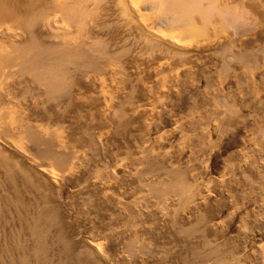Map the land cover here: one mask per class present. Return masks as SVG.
<instances>
[{
    "label": "bare ground",
    "instance_id": "6f19581e",
    "mask_svg": "<svg viewBox=\"0 0 264 264\" xmlns=\"http://www.w3.org/2000/svg\"><path fill=\"white\" fill-rule=\"evenodd\" d=\"M123 8L126 11V7ZM65 37L62 38L65 40ZM64 40H60L61 45L57 44L60 46L59 48L55 47L49 52L46 49L47 55L43 53L44 56L34 58H31L32 55H30V57H27L28 60H26L27 58L24 60L29 63L28 69L38 71L35 75L36 81L44 86V88H41L44 92L58 95L62 92L59 97L53 99L51 96L47 100L42 99V93H30L28 79L13 78L11 82L10 79L13 74L11 70L13 67L15 68V64L14 61H10L15 59L14 53L12 51L10 53L9 49L6 50L5 46L0 44V264H102L91 252L93 249H98L95 239L90 238L89 240L88 238L87 243L73 237V235L77 236L78 233H84L83 229L94 231L99 218L102 220L100 216L107 219L108 228L117 226L116 229L112 227V230L108 231L109 233L107 230L110 229L106 227L107 233L106 235L103 234L105 236L104 240L108 239V247L106 246V248L110 247L117 252V258L112 255L113 259L108 260V258L105 260L107 264H264V82L261 81L264 79V70L255 68L257 71L249 70L247 73L241 71L237 75L229 76L231 69L224 62L227 55L225 50L228 49L226 48L223 52H220L219 56H215L219 58L220 62L214 64L217 63V66L218 63L222 64L221 67H218L223 70V73L227 74L226 78L230 79V82L226 84L229 85H225V87L233 88L232 91H227V88L226 90L225 87H222L227 91L222 92L221 87L216 88L218 86L215 84V78L219 77L208 75V79L211 76L215 80L214 82L212 79V81H208V84H210L209 82L215 84H212L213 87L215 86V90H213V87L210 89L208 86L212 91H204L205 94H201L198 87H194L192 84L188 86V83H186L188 84L187 90H179L181 87V85H178L180 80H177L179 75H173L172 70H174V67L170 63L169 67L172 65L173 69L169 70L171 73L167 71L168 61L165 63L164 59L166 65L162 64L161 61L162 63L153 69L152 73L154 74H150L153 75V78H157L155 87H151L149 84V86H142L143 95L151 103L147 104V101L144 105H141V103L138 106L133 104L134 102L131 101L134 99L131 96L133 93L130 94L133 89L131 90L129 86L131 84L127 83L125 78L120 79L124 77V75L121 77V74H124L121 73L122 70L118 72L119 74L116 70L115 73L120 78H118L119 80L116 79L114 87H112L117 91V101L111 105L108 97L101 91H95V96L85 99L70 84L63 83V76L67 69L69 70L68 64L72 61H78L77 59L81 57L80 51L77 52L75 48L73 49V46H69V42L65 44ZM190 43L188 46L191 49L187 50V54L190 56H192V53H204L210 49V45L195 43L191 47ZM179 45L182 44L179 43ZM12 53L13 55H11ZM22 53L24 54V52ZM23 54L22 57L24 58ZM189 55H187L188 58H190ZM230 55L233 57L235 54L232 52ZM245 55L244 58L247 57ZM26 56L28 55L26 54ZM215 57H213L214 60ZM190 59L188 60L192 63L193 60ZM83 63L86 69L93 70L94 68L95 70L96 65L93 62L86 61ZM187 64L190 66L189 63ZM84 67L82 66L80 69L82 70ZM186 68L187 71L185 70L184 75L186 73L188 75L189 71L192 70L191 67L188 69L189 67L186 66ZM135 70L137 71V69ZM176 70L174 71L177 72ZM197 70L200 71V69ZM215 70L218 71V68H215ZM247 70L246 68L245 71ZM164 71L169 72L171 75L166 74L165 76ZM215 72L213 75H217L218 72ZM192 73L193 71L190 74ZM202 73L205 74L204 71ZM112 75L114 76L112 77ZM189 76L191 75L186 77L189 78ZM109 77L115 79L116 75L109 74ZM254 77L259 78V82H262V84L254 81ZM190 78L189 81L191 82L192 78ZM121 80L122 82L125 81V84ZM90 87L93 89L98 88ZM208 87H206V90H208ZM203 88L205 89V87ZM18 91L24 96L21 101L15 95V92ZM27 93L30 94L27 95ZM197 93L199 99L197 103H194L196 99L194 96L197 97V95H193L194 100H192L190 94ZM168 94L179 97L178 103L183 100L187 102L186 104L194 107L190 109L191 111L188 110L190 112L187 113L190 114L189 116L187 114L188 118L186 120L184 119L186 121L184 126H176L177 128L173 130L171 128L172 132L174 131L173 137L177 142V149L174 152L180 154H176L177 158L185 154L184 149L187 144L197 148L195 151H191L187 147L191 151V153L188 152L190 155L187 154L189 156V158H186L187 162L189 159L192 162L198 153L201 155L202 152L203 156L204 152H208L209 146L213 149L214 145L217 146V140L222 142L225 150L228 148H236V150L234 149L235 151L231 152L233 150L231 149L230 154L227 153L228 150L226 151L229 157L223 156L228 161L223 160L225 163L221 164V160L219 163L221 166L217 163L219 169L217 166L211 165L212 160L210 161L209 164L215 167L214 170L218 169V172L214 171L218 175L217 177L216 175L212 176L211 174L214 172H210L211 177L215 176V178L210 177L209 182L210 179L212 180L209 183L207 178L204 181L202 177L205 176L203 174L206 169L204 168L205 170H202L203 174H200L201 172H195L194 166L209 162L207 155L210 154L212 149L207 155L204 153L207 159L202 158V156L199 158L206 160L205 162L203 160H200L203 161L202 163L192 162H197L196 165L187 164L186 162L184 166H181L183 163H178L177 166L174 163L176 162L173 159L174 154H171L170 150L164 151L168 148L163 150L160 148L159 145L162 146L163 141L159 139L158 135L159 141L156 144L161 151L155 150L154 144H150V142L148 145H140V147L134 148V153L132 149L129 152L133 153V157L128 156L131 159L126 161L128 164L126 167L130 168L127 170L128 173L123 174L124 176L119 174L121 179L118 180L120 181H116L118 177L111 178L112 181L109 180L112 176L109 177L108 174L104 173V169L102 173V169L98 168L99 171L94 167L93 164L95 163L92 161L95 159L91 157L93 155L88 156V152L83 149V146L85 144L90 146L91 141H96L97 138L99 141H105L106 145L110 144L107 141L113 138L117 139L121 127L125 126L128 120L130 122L131 119L136 118L138 121V119L140 120L148 115L151 121L157 110L160 117L167 118L168 111L165 112V106L168 101L165 102L162 99H165ZM170 102L172 101L170 100ZM175 102L177 104L176 100ZM115 108H119L120 111L118 117H115L117 120L110 121H113L111 124L116 127L110 126L114 128V133L110 134L102 128L105 132L101 130L102 132L98 133L96 139L93 138L91 131L95 126L111 125L108 124V118L112 114L110 113L111 109L114 110ZM199 108H202V111L198 110ZM80 110H87L86 112L89 111L90 113L88 112V115L82 116L80 114L83 113H80ZM91 110H94V113ZM36 115L53 122L56 129H52L54 124L51 127L52 130L48 128L47 119V123H42V120L38 121L39 119L36 120L38 118ZM71 118H74V121L71 122L72 128L68 132L61 133L59 131L63 129L61 122L71 121ZM150 121L145 119L139 122L143 123V127L149 131L154 126ZM130 125L132 126L133 123ZM209 126L212 128L211 131L215 133L212 132L214 139L217 136L216 144H213V146L210 144L215 142H212V138L208 137L211 128L206 129ZM101 127L96 128L101 129ZM135 127L131 128L135 129ZM106 128L108 130L107 126ZM137 129L135 132H137ZM184 129L187 130V134L191 133V135L188 134V136L182 133ZM155 131L157 132V129ZM16 133L23 138L22 144L13 137ZM152 133L154 134L153 131ZM143 134L145 133L143 132ZM124 135H127V133L125 132ZM127 136H124V138ZM137 137L136 139H139V136ZM170 138H172V135ZM130 139L127 138V140ZM163 139L165 138L163 137ZM174 139L173 144L170 145H174ZM207 139H210L209 142ZM120 140L122 141V139ZM146 140L148 139L146 138ZM151 140L153 141V139ZM132 141L135 140L132 139ZM143 142L145 143V140ZM135 144H133V147H135ZM191 145L190 147H192ZM13 154L19 156L23 166L17 167L15 165L12 161ZM31 154H34L35 157H32ZM185 155L183 157H187ZM36 156L39 159L49 161V164H46L42 159L39 160ZM89 157L91 158L89 159ZM34 158L40 163L44 161L41 164L43 166L40 165L41 167L39 166L40 169L38 170H33L31 162ZM113 159L118 158L113 156ZM179 159H177V162H179ZM125 160H123L124 165ZM123 161L116 162L122 166ZM120 166H116L115 171ZM123 170L126 169L123 168ZM113 180L115 181L113 182ZM124 185H129L131 188ZM121 188V191L124 192L127 188L132 189V193L128 192L129 189L125 192L133 195L130 200L125 199L127 202H124V199L121 201L122 199L120 200L117 196L119 193L117 195L115 193ZM125 195L121 194V196ZM59 198L62 201H59ZM106 221L104 219L101 222ZM80 228H83L82 232H78L81 230ZM102 232L105 233V229Z\"/></svg>",
    "mask_w": 264,
    "mask_h": 264
},
{
    "label": "rangeland",
    "instance_id": "374dc122",
    "mask_svg": "<svg viewBox=\"0 0 264 264\" xmlns=\"http://www.w3.org/2000/svg\"><path fill=\"white\" fill-rule=\"evenodd\" d=\"M55 1H57V2H55ZM176 1L177 2H175L174 0H0V44H3L6 48V50L9 49L10 53L12 51L14 53V55H13V53L11 55H13L15 57L14 60L10 61V62L14 61V64H15V68L13 67L11 70L13 72V74H12V78L10 80L12 82L13 78L14 79H22V80L28 79V81H29L28 89L31 90L30 93H38V92L42 93V99H44V100L51 98V96L54 99L55 97H59L60 95H62V92H61V94L59 93L60 95L55 94V93L52 94L51 92H46V91L44 92L41 89V88H44V86L42 84H39L36 81L35 75L38 71L28 69L29 63H28V61L26 62L24 60L27 57H30V55H32L31 58H34L37 56L40 57V56H44L45 54L47 55L48 52L55 49V47L59 48L60 46H58L57 44L61 45L60 40L61 41L64 40L62 38L63 36L67 37V38L65 37L64 43L66 44V42H69V46L70 45L73 46V49L75 48L77 52L80 51L79 54L81 55V57L79 59H77L78 61H72L70 64H68L69 70L67 69V72L64 75L65 77L63 76V80H62L63 83L70 84L71 87L75 90H78L80 95L85 99L89 98L91 96H95V94H96V93H94L95 91H97V92L101 91L105 96L108 97V100H109L111 105H113L114 102L117 101V91L113 87H114L116 79L119 80L118 78H120V77H118L119 76L118 72H120L121 70L123 71V72L121 71V73H124V74L120 73L121 77L123 75H124V77H122L120 79L123 80V78H125V79H127L126 80L127 83L134 85V86H131V85H129V86H130L131 90L133 89V91L130 90L131 91L130 94L133 93V95H131V96L134 98L133 99L131 97L133 99L131 101H132V103L134 102L133 104H135L136 106H138L141 103H142L141 105H144V103H146L147 101H148L147 104L151 103L149 100H146L145 96L143 95V87H144V85L147 86L148 84L151 87L152 86L155 87L154 85H156L155 83H157V82H155L157 80V78H155V77L153 78V75H150V74H154V73H152L153 69L156 68L157 65H160L162 62H163L162 64H165L168 61L167 65H168L169 69L166 66L167 71L172 70L173 67H174V70L177 69L176 70L177 72L172 70V73H173V75L174 74L179 75L178 79H177V80H180L178 85L179 86L181 85L179 90H185L188 84H189L188 86H191V84H192V85H194V87L195 86L198 87L199 93H201V94H205V92L212 91V90H210L211 87H213L212 84L213 85L216 84V86H218L216 88L221 87L220 89L222 92L223 91L225 92L227 89H228L227 91H232L233 88L231 89L230 87H228V88L225 87V85L230 82V79L226 78L227 74L222 72L223 70H221V68H220L222 66V64L218 63L219 64L218 66H220V67L217 66V63L214 64L215 62H218V61L220 62L219 58L215 57V56H219L220 52H223V50L226 48H228V49L225 50L227 55L225 57L226 59H224V62H226L225 64L228 65L227 67L231 69V70L229 69L231 71V73H229V76L237 75V73H240L241 71L247 73L249 70H251V71H253V70H255V71L264 70V52H263V50H264V0H260V1L259 0H176ZM179 2H180V4H179ZM123 7H126L125 8L126 11L123 10L124 9ZM179 43H181L182 45L180 46ZM189 43H190L191 47H193L195 45V43H202V44L210 45V49H208V51L204 52V53H192V56L194 54H195V56L197 55V57H195V56L192 57L189 54H187V50L189 49V46H188ZM213 43H214V45H213ZM62 44H63V42H62ZM180 47H182V48H180ZM46 49L48 52H46ZM227 50L230 52H228ZM253 51L254 52L256 51V52L254 53ZM22 52H24V54L25 55L27 54L28 56L25 57V55ZM232 52L235 54L233 57H232V55H230ZM248 52L250 55L248 54ZM43 53H45V54H43ZM20 54H21V56H19ZM22 54H23L24 58L22 57ZM17 55L20 58H18ZM187 55H189L190 58L192 57L191 59L193 60V62H192L193 64L190 63V61L188 60L190 58H188ZM244 55L247 57L244 58ZM185 56H187V57H185ZM181 57H184V58L182 59ZM194 57H195V59H194ZM213 57H215L216 59L214 60ZM164 59H165V63L163 61ZM16 60H18V61H16ZM26 60H28V58ZM86 61L93 62L96 65L95 70H94V68H93V70L86 69L84 67L85 64L83 63ZM186 62L189 63L190 66ZM194 62L197 63L198 66H196L197 64H195ZM169 63L172 64L173 67H172V65H170V67H169ZM98 65H101V66H98ZM82 66L85 69L83 68L81 70L80 68H82ZM186 66L189 67L188 69H190V67H191L192 70L189 71L190 73L193 71L192 74L188 73V75L194 76V77L189 76V78L191 77L193 79L192 80L190 78L191 82L189 81V78H187L188 77L187 73L184 75L185 70L187 71V68L185 69ZM251 66H253V67H251ZM74 67H77L78 70H77V68H74ZM201 68H202V70H201ZM215 68H218V71L219 70L220 71L219 72L216 71ZM246 68L248 69L247 71H245ZM251 68H253V69H251ZM98 69L99 70L102 69V70L99 72ZM135 69H137L138 72ZM195 69H196V71H195ZM197 69H200V71ZM116 70H117L118 74L115 73ZM147 71H148V73H147ZM167 71H164L165 76H166V74L171 75L170 74L171 71H169L170 73ZM179 71L181 72V74L183 73V75H181ZM203 71L205 72L206 76H204L205 74L202 73ZM206 71L208 74L206 73ZM215 71L219 73V74L217 73L218 76L216 74H215L216 76L213 75ZM133 72H134V74H133ZM198 72H199V74H198ZM200 73L202 76L200 75ZM109 74H115L116 75L115 79L112 78L114 75H112V77H109ZM125 74H127V76H125ZM195 74H197V75H195ZM169 75H167V76H169ZM208 75H212L214 77H219V78H215L216 79V81H215L214 79H212L211 76H210V79H208L209 78ZM219 75H221V76H219ZM163 76H164V74H163ZM64 78H65V80H64ZM128 78H130V79H128ZM180 78L182 79V81L184 80L183 83H182ZM198 78H199V80H198ZM205 78L207 79V81ZM203 79L205 82L203 81ZM211 79L213 80V82L215 81L216 83L214 84L212 82H209L210 84H208V81H212ZM219 79H220V81H218ZM227 79H229V81H227ZM122 80H121V82H122ZM6 81H9V80H6ZM254 81L259 82L260 80H259V78L257 79V77L256 78L254 77ZM261 81L264 82V79ZM124 82L125 81H123L122 83H124ZM186 83H188V84H186ZM259 83L262 84V82H259ZM206 84H207V86H206ZM217 84H219V85H217ZM139 85H140V88H139ZM228 85H226V86H228ZM90 86H93L94 88H96V87H98V88L93 89ZM202 86L205 87V89ZM208 86L210 87V89ZM206 87H208L207 88L208 90H206ZM222 87H225V89L226 88L227 89L224 90V88L222 89ZM229 88H230V90H229ZM213 90H215V86L213 87ZM137 91H138V94H137ZM19 92L20 91L15 92V95L18 96L17 99H19V101H21V99L22 100L24 99L23 98L24 96L22 95V93H19ZM30 93H27V95H29ZM21 95H22V97H21ZM193 95H197V97L194 96L196 98L195 100L193 99L194 98ZM190 96H191V99L194 100V103H197V100L199 99L198 93L197 94H190ZM135 97L136 98L138 97V98L136 99ZM168 98L172 102H170V100ZM178 99H179V97L175 96L174 94H172V96H171V94L170 95L168 94V96L165 97V99L164 98L162 99L165 102L168 101L167 102L168 104L165 106V112L168 111L167 114L169 115V116L167 115V118H164L163 116L160 117V114L157 112L158 110L155 113L156 116L153 114L154 117L152 116L151 121H150V116L146 115L148 118L146 116H144V118L147 121H150L151 124H154V126L157 125V123H159L157 125L158 128H160L159 130H158V128H156L157 126H155V127L152 126L154 128V130H153V128L151 130L154 132V134L152 133L151 130H149V131L146 130V128H144L142 125L143 123L139 122V121H141V122L144 121L145 120L144 118H141L142 120L138 119V121L136 118L135 119L133 118V120L131 119L130 122L128 119H126V120H128V122L125 126L121 127V129H120L121 131H119L121 134V135L119 134L120 137H118L119 136L118 135L117 139L113 138L112 139L114 141L113 143H112V140L109 139L107 142H109L110 144L106 145L105 141H99V140H97L98 138L96 139V137L98 136V133H100L102 131L105 132V130H106V132H108L110 134L114 133V128H111L110 126H112V127L114 126V124H111V123L114 120H117V118H115V117H118V112L120 111V109L119 108H115L114 110L111 109L110 113H112V114L108 118V121H109L108 124H111V125L105 124V125H101L102 127L101 126H95L91 132H92L93 138L95 137L96 141L95 140L91 141L90 146L87 144H85L86 146L85 145L83 146V149L85 151L87 150L86 152H88L87 153L88 156L90 154L93 155V156H91V155L90 156L94 157V159H95L94 160L92 158V160H94V161L91 160L93 163H95V164H93L94 167L97 168V170H99L98 168H100V170L102 169L101 172L104 169V171H103L104 173L108 174L109 177L112 176L110 178L107 176L109 178V180L112 181V179L118 177L117 180L116 179L115 180L120 181V180H118V179H121V176L119 174L124 176L128 173L127 170L130 169L128 166L126 167V165H128L126 161H130V159L133 157V153L135 150L134 148L140 147V145H148L149 142H150V144H154L155 150H158V151H161V149L163 150L165 148H168L164 151L170 150L169 152L171 154H174L173 159L176 161L174 163L177 166H178V163H180V164L183 163V164H181V166L186 165V162H187L186 158H189L188 155H190V154H188V152L191 153L192 150L195 151V149H197V148L191 144L190 145L192 147H190V145L187 144L186 148L184 149L185 154L186 155L188 154L187 157H183L185 155V154H183L180 157L178 156V158H177L176 154L178 152H176V153L174 152L177 149L176 148L177 142H176V139H174V137H173L174 131L172 132V130L176 129L177 128L176 126H179V125L184 126V124H185L184 122H186L185 120L188 118V116L190 114L187 112H190L191 111L190 109H193L194 107L186 104L187 102L186 101L184 102L183 100L180 101V103H178ZM159 100L162 101L160 98H159ZM175 100L177 101V104H179V105L176 104ZM136 101H137V103H135ZM153 104H154V102H153ZM169 108H170V110H169ZM195 108H197V107H195ZM180 109H182V110H180ZM201 109L202 108H199L198 110L202 111ZM188 110H190V111H188ZM86 111L80 110V113H83V114H80V113L79 114L82 116H86L90 113L89 111H88L89 113ZM93 111L94 110H91L92 113H94ZM179 113L182 116H180ZM187 114H188V116H187ZM51 115H53V114H51ZM115 115H117V116H115ZM36 116L38 117L37 119H36ZM36 116H35L36 120L39 119L38 121L42 120L41 121L42 123L43 122L47 123L46 122L47 118H44V117L42 118V117H39L38 115H36ZM173 116H174V118H173ZM51 118H53V117H51ZM158 118H159V120H158ZM178 118H180V119H178ZM70 120L71 121L65 120V121L61 122L63 124V125L61 124L62 126L60 125L61 127H63V129H62L63 131L59 130V131H61V133L64 131L68 132L72 128L71 122L74 121V118L73 119L71 118ZM111 120H113V121L110 122ZM47 121H48L47 125L49 124L48 128L51 129V127L54 123L49 121L48 119H47ZM134 122L137 125H134L135 124ZM171 122H173V123H171ZM177 122H179V123H177ZM131 123H133L132 126L130 125ZM54 125H53L52 129H56V125L55 126ZM140 125H141V127H140ZM160 125H162V126H160ZM106 126L108 127V130H107ZM135 126H137V127H135ZM171 126H173L175 128H173ZM61 127H60V129H61ZM96 127H99V128L101 127V129L96 128ZM128 127H130V128H128ZM131 127H135V129H133ZM102 128H104L105 130ZM125 128L126 129L128 128L131 131L133 130L132 133H130L131 131H129L128 129L126 130ZM143 128H144V130H143ZM155 128L157 129V132L155 131L156 130ZM171 128H172V130H171ZM210 128L211 127L209 126L206 129L209 130ZM136 129H137V132H135ZM122 130H124L128 136L130 135L131 139H130V136L128 137L127 135H124L125 132L124 131L122 132ZM211 130H212V128L209 130L210 132H208L209 133L208 137L210 139L212 138L211 139L212 142H215V143H212L210 141V143H212L210 145L213 146V144H216L215 140L217 139V136L215 135L216 139H214V137H213L214 131H211ZM138 132L141 135H139ZM143 132L146 135L143 134ZM182 133H184L185 135L189 134V133L187 134V130H185V129L183 130ZM122 134L124 136H127V137L124 138V136ZM131 134H133V135H131ZM169 134L172 135V138H170L171 135H169ZM158 135L160 138L158 137ZM189 135H191V133ZM121 136H122V138H121ZM132 136H134V137H132ZM137 136H139V139H136V138H138ZM144 136L145 137L148 136V137H146L148 140H146V138ZM13 137L15 138V140L17 142H19L21 144L23 143V138L21 137V135L16 133V134H14ZM163 137L165 139H167V138L168 139L165 140V139H163ZM127 138H129L130 140H127ZM140 138L143 140L141 141ZM158 138L163 141L161 144L165 145V143H166V145L164 147H163V145L162 146L159 145L161 149L156 144V142L159 141ZM120 139H122L123 142ZM124 139L126 140V143H125ZM132 139L135 141L133 142ZM149 139H150V141H149ZM151 139H153V141ZM173 139L175 141L174 145H170V144H173ZM210 139H207V141L209 142ZM119 140L121 141L120 142L121 144L119 143ZM138 140H140L141 142ZM144 140H145V143L143 142ZM115 141L117 144L115 143ZM171 141H172V143H171ZM99 142H101V143H99ZM128 142H129V144H127ZM94 143H95V145H94ZM132 143L133 144L136 143L137 146L135 144V147H133L134 145ZM167 144H169V145H167ZM218 144H220V145H218ZM127 146H129L128 149H127ZM169 146H170V148H169ZM125 147H126V149H124ZM173 147H175V148L173 149ZM187 147L190 148L191 151H189L190 149H188ZM223 147L224 146L222 145V142L220 140L219 141L217 140V146L214 145L213 149L211 146H209V149L207 150L208 151L207 153H209L210 149H212L210 151L211 156H210V154L207 155V153L204 152L208 156V159L204 153L202 156V152H201V155L198 153V155L200 157L196 154L197 157H195V159L192 160V162L197 161L200 163H202L203 161L205 162L206 160H204V159L209 160V162H207V163L205 162L204 165L202 163L200 165L198 164L199 167H197L198 165L194 166L195 172H197V171L199 173L201 172L200 174H203L202 172L205 169L207 170V171L205 170V173L203 174L205 176H202L204 178V181L207 178V182H209V178L211 177V175L212 176L216 175V177H217L218 174L217 173L215 174V172H218V169L220 168L219 165L221 166V164L225 163V162H223V160L228 161V159L225 158V157H229V155L226 154L227 150H228V152H227L228 154H230L231 152H234L236 150V148H228V149L226 148L227 150H225ZM219 148H221V149H219ZM231 149H233V150L231 151ZM131 150L133 151V153L129 152ZM218 150H220L222 152H220ZM28 151L31 152L30 150H28ZM229 151H231V152L229 153ZM127 153H128V155H127ZM129 153H131L132 155L131 154L129 155ZM223 153H225V154H223ZM218 154H220L222 156H220ZM13 155L14 156L13 157L11 156V157H12V161L15 163V165L17 167L23 166V164L19 160L20 159L19 156L17 154H13ZM31 155H32V157H35L34 154H31ZM111 155H113L114 158H118V159H113V156H111ZM125 155H126V157H128V156L129 157L132 156V157L131 158L128 157L129 158L128 159L125 157ZM177 155H180V154H177ZM201 156H202V158H204V157L205 158L199 159V158H201ZM209 156H210V158H209ZM32 157H31V159H32ZM91 157H89V159ZM182 157L185 160H183ZM219 157H221V158L223 157V159H221ZM36 158H38V157L36 156ZM41 159H39V160H41ZM125 159H127V160H125ZM177 159H179L178 160L179 162H177ZM42 160H44V159H42ZM112 160H114V161L116 160L117 162L125 160L126 163L124 165V161H123V165L120 166L119 165L120 163L118 164L116 161L114 162ZM200 160H203V161H200ZM44 161L46 162V164H49L48 163L49 161H46V160H44ZM44 161L40 163L39 161H37V159L34 158L33 161L31 162V164L33 165V170L40 169V167L43 166L41 164H43ZM190 161H191V159H189L187 164L188 163L195 164V165L197 164V162L192 163ZM210 161H211V163H210ZM214 161H216V162L214 163ZM220 161H221V164H219ZM96 163H99V164H96ZM116 163H117V165H115ZM209 163L211 165H214L215 167L217 166L218 169L214 170L215 167L211 166ZM121 164H122V162H121ZM95 165L96 166L98 165V166L96 167ZM116 166L117 167L120 166V168H118L117 171H115L117 168ZM203 166H206V167H203ZM123 168L126 169L125 171H127V172H125L123 170ZM196 168H197V170H196ZM200 168H202V169H200ZM198 169H200L201 171ZM105 170H107V171H105ZM120 170H121V172H120ZM108 171H110L111 173ZM210 172H212V173L214 172V173L211 174ZM119 176H120V178H119ZM211 178H215V176L211 177ZM115 180H113V182ZM211 180L212 179H210L209 183H211ZM124 186L128 187L129 185L128 186L124 185ZM129 188H131V187L129 186ZM129 188H127L126 190L128 191ZM121 190H122V188L120 190H118L119 192L118 191L115 192L116 195L119 193L117 196H119L118 198H120V200L122 199L121 201H123V199H124V202H127L128 200H130L133 197V195L129 194V193H132V191H131L132 189H129L130 190V191H128L129 193L128 192L125 193L126 192L125 189H124L125 192L121 191ZM121 194H123V195L126 194L127 196L126 195H125L126 197L121 196ZM121 197H123V198H121ZM59 201H62V200L59 198ZM100 217L102 218V220H100V218H99V220H98L99 224L97 223V225L95 226L96 228H94L95 229L94 231L80 228L81 230L79 229L80 231H78V232H82L83 230L85 232L84 233L82 232L80 234L78 233L77 236L73 235V237L75 239L79 238V239H81L87 243L90 240V238L95 239L96 243L98 244V249H96V250L93 249L94 251L91 250V252H93V254H94L93 256H95V257H97V259H99L100 263L107 264V262H105V260L108 258H109L108 260L113 259L112 255H114V258H117L116 257L117 252L112 250L110 247L109 248L113 252H111L109 248H108L109 250L106 248V246L108 247V245H107L108 239H106V241H107L106 242L104 240L105 236L103 234L106 235V233L108 231L110 232L112 230L113 226L111 228H108L107 227L108 221H106L107 219L105 217L103 218L102 216H100ZM104 219L106 222L102 223ZM103 227L105 229V233L102 232V230H104ZM106 227H107V229H110V230H107ZM116 227L117 226H114L113 228L116 229ZM98 228H102V229H98ZM106 230H107V232H106ZM88 238H89V240H88ZM104 241H105V243H104Z\"/></svg>",
    "mask_w": 264,
    "mask_h": 264
}]
</instances>
